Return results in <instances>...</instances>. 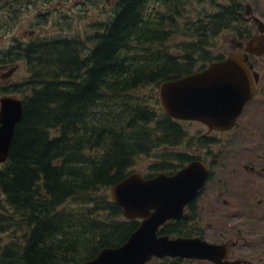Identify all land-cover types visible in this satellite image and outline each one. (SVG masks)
Listing matches in <instances>:
<instances>
[{
  "label": "trees",
  "instance_id": "obj_1",
  "mask_svg": "<svg viewBox=\"0 0 264 264\" xmlns=\"http://www.w3.org/2000/svg\"><path fill=\"white\" fill-rule=\"evenodd\" d=\"M149 1L157 0H117L88 35L39 33L0 50V70L22 61L26 73L21 81L0 85V96L17 94L22 101L7 159L0 164V195L8 208L0 211V235H12L0 243V264H81L103 248L118 247L137 227V220L121 218L107 190L132 172L136 156L184 139L175 120L159 112L154 90L193 71L194 43L187 37L197 29L214 36L235 11L230 4L212 15L207 27L188 20L180 28L173 22L178 4L195 0H160L168 11L148 25L143 12ZM31 3L0 0L1 24L14 20L13 7ZM47 14L39 11L37 19L46 24ZM176 33L186 42L180 44L182 53L164 46ZM201 43L198 38L196 51L205 56ZM157 158L145 178L175 171L170 167L175 157ZM175 231L168 224L158 235Z\"/></svg>",
  "mask_w": 264,
  "mask_h": 264
},
{
  "label": "flooded vegetation",
  "instance_id": "obj_2",
  "mask_svg": "<svg viewBox=\"0 0 264 264\" xmlns=\"http://www.w3.org/2000/svg\"><path fill=\"white\" fill-rule=\"evenodd\" d=\"M234 1L230 4L235 11L224 28L230 52L194 67L188 75H199L209 65L238 54L254 92L228 127L227 116L217 109L196 119L175 120L187 134L176 144V170L171 174L198 164L205 175L180 217L163 228L173 224L175 238L213 246L215 259L175 258L179 264H264V8L257 14L251 4Z\"/></svg>",
  "mask_w": 264,
  "mask_h": 264
},
{
  "label": "water",
  "instance_id": "obj_3",
  "mask_svg": "<svg viewBox=\"0 0 264 264\" xmlns=\"http://www.w3.org/2000/svg\"><path fill=\"white\" fill-rule=\"evenodd\" d=\"M253 92L251 77L241 57L230 54L199 75L160 82L156 87V101L161 114L172 119H196L217 109L227 116L228 127ZM21 114L20 99L0 96V164L7 159ZM204 175L200 165L191 164L174 174L161 172L146 179L133 171L113 184L109 188L111 203L120 208L124 220H139V224L121 245L103 248L81 264H146L151 259L163 258L215 261L211 258L214 247L198 239L157 235L166 221L180 217L183 206L195 195Z\"/></svg>",
  "mask_w": 264,
  "mask_h": 264
},
{
  "label": "rangeland",
  "instance_id": "obj_4",
  "mask_svg": "<svg viewBox=\"0 0 264 264\" xmlns=\"http://www.w3.org/2000/svg\"><path fill=\"white\" fill-rule=\"evenodd\" d=\"M159 1V2H157ZM156 2H148L145 11L143 12L144 17L148 25H150V21L156 18H160V15L166 13L168 11L167 7L162 5L160 0ZM235 2L234 0H232ZM230 0H202V1H190L185 2L184 4H178L177 11L175 15H173V22L182 28V26L189 20L194 23H198V25H210L212 23V15L219 14L222 11V8H227L230 6L232 2ZM34 3H31L28 6L22 7H13V12L11 15L14 16V20L6 24H1L0 22V50L7 49L9 46L13 45V42L18 43L19 39L27 38L30 36H36L39 33L43 35H52L59 31L67 33V36L71 34H90L93 29V25L99 21L105 20L111 14L113 8H115V4L117 0H66L63 4L57 5V0H33ZM238 2H243L246 4H251L254 6V10L256 13L261 14L264 8V0H260L257 2L256 0H238ZM227 4V5H226ZM226 5V6H225ZM236 7V6H235ZM48 12V23L42 21L43 19H37L38 12ZM1 13V12H0ZM59 15H62L63 19L58 18ZM1 19V16H0ZM166 26V25H165ZM225 25L224 27H220L214 33V36L210 34H203V32L199 29L193 33L192 38L187 37V41L191 40L194 43L192 57H193V66H200L205 64L208 61L207 58L212 57H224L227 55L230 50L228 47V29ZM188 36V35H187ZM198 38L203 40V44L201 43V51L205 52V56L202 54H197L196 43ZM185 39L181 36V33H176L175 35H171L167 44L164 45L168 47L173 53H182L181 45L182 43H186ZM214 44L216 46H214ZM9 66L1 68L0 70V85L1 84H9L15 81H21L26 77L24 64L22 61L15 62L8 72ZM157 87V86H156ZM149 89L143 90L141 93L147 95ZM156 95V88H155ZM13 96V95H11ZM13 97H18L17 94H14ZM156 98V96H155ZM157 104V101H156ZM158 108V106H157ZM159 110V109H158ZM191 131V127L188 128V132ZM185 133L182 137H185ZM182 141V140H181ZM180 141V142H181ZM179 142V143H180ZM178 145L163 146L154 149L149 156L142 155L136 156L134 158L133 166L131 171H136L142 174L143 176L151 175L153 171L150 170L156 162L159 161L157 158L159 153H167L170 157H174V151ZM157 154V155H155ZM170 161V160H169ZM161 162V158H160ZM176 162L170 163L171 169H175ZM109 197V190L106 193ZM110 199V198H109ZM66 207L69 209L79 208V205L75 203H66ZM8 208L4 206L2 201V196L0 195V211L1 213L7 211ZM122 218V217H121ZM16 237L17 234L15 233ZM12 240V235L10 234H1L0 235V243H6ZM156 260H151L148 264H155ZM188 264H200V263H188Z\"/></svg>",
  "mask_w": 264,
  "mask_h": 264
}]
</instances>
